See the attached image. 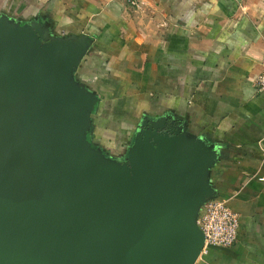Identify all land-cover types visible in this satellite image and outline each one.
<instances>
[{
  "label": "water",
  "instance_id": "water-1",
  "mask_svg": "<svg viewBox=\"0 0 264 264\" xmlns=\"http://www.w3.org/2000/svg\"><path fill=\"white\" fill-rule=\"evenodd\" d=\"M90 36L0 16V264H196L216 148L144 118L123 162L94 149Z\"/></svg>",
  "mask_w": 264,
  "mask_h": 264
},
{
  "label": "crops",
  "instance_id": "crops-1",
  "mask_svg": "<svg viewBox=\"0 0 264 264\" xmlns=\"http://www.w3.org/2000/svg\"><path fill=\"white\" fill-rule=\"evenodd\" d=\"M14 2L55 36L93 38L76 78L108 114L94 140L108 123L130 140L129 124L166 117L216 148L209 180L239 216L238 239L196 264H264V1L0 0V9Z\"/></svg>",
  "mask_w": 264,
  "mask_h": 264
},
{
  "label": "built area",
  "instance_id": "built-area-1",
  "mask_svg": "<svg viewBox=\"0 0 264 264\" xmlns=\"http://www.w3.org/2000/svg\"><path fill=\"white\" fill-rule=\"evenodd\" d=\"M125 1L132 8H138L140 4V0ZM257 88L264 93V63L257 79ZM197 224L205 236L201 254L210 246L231 247L237 242L239 216L223 200L218 198L208 200L202 208Z\"/></svg>",
  "mask_w": 264,
  "mask_h": 264
},
{
  "label": "rangeland",
  "instance_id": "rangeland-1",
  "mask_svg": "<svg viewBox=\"0 0 264 264\" xmlns=\"http://www.w3.org/2000/svg\"><path fill=\"white\" fill-rule=\"evenodd\" d=\"M18 1H21V0H18ZM17 3L16 2H14L12 4L6 3L4 5V8L0 9V15H7L10 19H16V20L24 21L23 20L24 18L20 15V11L16 10L17 9L16 7L18 6ZM125 3L127 4V1ZM15 17H17V18H15ZM52 36H55L53 31H52ZM111 108L113 110H115L113 107H111ZM108 125L110 126L109 129H113L114 124L108 123ZM109 129L107 130L106 128L105 129L103 128L100 130L99 136L101 138V141L92 140L91 134L89 133V140L91 141V146L94 149L99 148V149L103 150L104 155L106 157L114 159V160L119 161V162H123L128 156L129 149H130L131 144L133 142L132 139L134 138L135 134L138 133L140 128H138V130L135 131L134 135H132V137H131L132 139H130L132 142L129 141L130 137H128V136L126 138L124 137L122 140L119 141V139L117 138V135L120 136L121 134L115 133L116 134L115 135L112 132H109L110 131ZM129 142H130V145H128Z\"/></svg>",
  "mask_w": 264,
  "mask_h": 264
},
{
  "label": "trees",
  "instance_id": "trees-1",
  "mask_svg": "<svg viewBox=\"0 0 264 264\" xmlns=\"http://www.w3.org/2000/svg\"><path fill=\"white\" fill-rule=\"evenodd\" d=\"M0 16H2V15H0ZM18 17V16H17ZM17 17H15V18H17ZM16 20V19H15ZM17 22H24V21H20V20H16ZM80 34L79 33H77L76 34V36H79ZM104 117V118H106L107 117V113H106V110L104 109V108H102V106H101V102L97 105V108H96V110L93 112V114H92V128H91V132H90V134H91V139L92 140H94L95 139V136L93 135V133H94V127L93 126H95L96 125V122L99 120V117H102V116ZM118 127H122V126H124V124H122V126H120V124H118L117 122L115 123ZM141 124H142V122H139V123H137L135 126L132 124H129V126H131V128L132 127H134V129H135V131L136 130H138V128H140V126H141ZM93 131V132H92ZM135 131H134V133H135ZM125 133V132H124ZM134 133H133V135H134ZM136 135V134H135ZM135 137V136H134ZM126 138V137H125ZM133 140V139H132ZM129 141H131V140H129ZM132 142V141H131ZM128 145H130V142H129V144ZM202 214V210L200 211V213H199V216Z\"/></svg>",
  "mask_w": 264,
  "mask_h": 264
}]
</instances>
